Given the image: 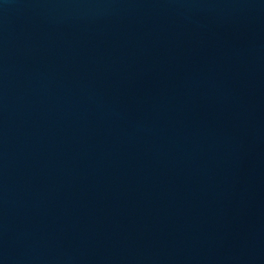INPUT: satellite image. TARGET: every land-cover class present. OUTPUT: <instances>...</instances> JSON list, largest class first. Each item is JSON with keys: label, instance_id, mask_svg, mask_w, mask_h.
Listing matches in <instances>:
<instances>
[{"label": "water", "instance_id": "95a60500", "mask_svg": "<svg viewBox=\"0 0 264 264\" xmlns=\"http://www.w3.org/2000/svg\"><path fill=\"white\" fill-rule=\"evenodd\" d=\"M0 264H264V0H0Z\"/></svg>", "mask_w": 264, "mask_h": 264}]
</instances>
